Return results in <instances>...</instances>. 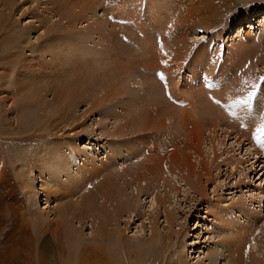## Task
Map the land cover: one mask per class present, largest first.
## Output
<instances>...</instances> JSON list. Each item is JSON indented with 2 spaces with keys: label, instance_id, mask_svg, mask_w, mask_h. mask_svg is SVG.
<instances>
[{
  "label": "rangeland",
  "instance_id": "374dc122",
  "mask_svg": "<svg viewBox=\"0 0 264 264\" xmlns=\"http://www.w3.org/2000/svg\"><path fill=\"white\" fill-rule=\"evenodd\" d=\"M3 1L4 3L7 2L10 8L11 7L12 8L10 10L7 9L5 11L6 8L3 7ZM114 1L115 0H0V20H1L0 21V76L1 77L5 76L4 80H1L0 77V82L5 83L4 86H0V92L6 93L7 89H9L10 87H14V82L24 81V80L26 81L27 79L33 80V75L39 76L42 73V69L47 70L48 75L50 73L53 75L52 73L53 69L51 66L53 65L54 66L53 68L59 67V65L64 61L69 62V64L71 65L69 66L70 68H72V66L76 64V57L72 58L73 55L82 54L83 51L86 50L88 51L90 50L91 53L92 52L95 53V51L98 53L100 60H98V62H95V67L97 71H99L100 73L104 71L103 75L105 76V80H101V82L97 83L95 87H93V90L90 93L91 101H89V104H94L92 109H90L91 107L90 105L87 104V102H80V99H77L78 101L76 99L74 100L77 101L76 106L74 107V111H75L74 116L78 118V121L75 123V126L79 127L78 130L76 131V133L79 134L78 135L79 140L77 142L76 139L78 138L71 140V138L68 137L70 134L66 130L64 132L57 133V135L53 137L48 136L47 135L48 132H46V135H44L41 138L34 136L37 133V128L34 126L36 120H34L31 117L30 113L33 110V112H35L38 115L39 111L36 107L32 106V104L30 107L27 108L30 110L25 112V115L23 116L21 123L14 128L13 133H11L8 129L7 130L5 129V126L2 124L3 119L0 118V163L3 166V169L0 171V175L6 174L9 176L11 180L10 185H8L5 188H1L0 190V195H1L0 209L2 211L5 210L6 215H9L10 211L12 212V210L13 212H16L17 210H21L22 207L20 208L21 204L19 203H21L22 199H23L22 205L24 207L28 206L26 201L27 199L24 198L25 196L22 195V192H20L22 195V197L20 196L21 200L16 199L15 196L12 197L15 194L17 195V193L20 190V187L18 185V179H19L18 175H21L23 169L17 170L18 166L20 165V163H23L24 160H26L29 154L32 153L33 151L35 152L33 153L31 158L32 159L31 165L33 164V159H37V158L40 159V156L37 155L36 153L38 152L37 149L40 146L47 145L48 142L51 140L61 142L62 144L60 145V147H64V144H67V142L69 141H74V143L76 142L75 144L79 146V148H81L85 153L88 154L89 158L94 156L93 158L95 159H93L92 161H88V163L91 162L92 166L89 165L88 163L85 165V172L90 171L91 169L95 170L96 168L97 170L112 169V167L113 168L115 167L116 170L119 171L122 168L126 167V165H123L124 167L121 166L122 167L121 168L119 165L123 163V156L126 154V150H127L126 146H128L130 149L131 147L138 148V146L136 147L134 144L136 138L138 139L140 137H143V140H146L147 143H150L152 141L156 142V140H158V136L156 139L155 138L153 139L151 137V135L149 134L151 131H147L146 133L148 134L146 133L144 134L143 132L142 133L140 132L138 126L145 125L147 120L143 122L139 121L138 123H135L134 124L135 126H133L135 127V130L124 128L122 130L125 133L124 137L108 136L109 132L110 133L114 132L115 128L119 124L122 125L124 122V121H118L117 117L119 118L122 116L124 117L125 113L126 114L129 113L130 110L127 111L128 110L127 105L122 106L126 102H128L129 106H132L133 108L132 110H134L135 112H139L141 115H144L145 118L149 113L155 111V108L150 109L151 111L148 109L145 112L144 105L146 103V100L150 98L146 97V95H143V91L140 90L141 88L140 83L142 82L141 79H144L142 73L141 75L139 73L140 70L136 68L137 69L135 71L136 73L134 72L133 74L132 73L129 74V72H126L125 70L124 72L123 68H121L122 71L119 69L120 72H118V69L114 70V72L112 71L108 72V70L113 66L111 62L114 60V57H112L111 61L109 60V56L107 54L108 51L106 52V50L109 48L107 43L104 42L103 44H98L99 42L98 40H100V34H102L103 36L104 34L106 35V33L109 34L111 32L112 34L111 39L110 37L107 38L110 39L112 49H115L116 47L114 52L118 48L116 46L118 41V45L124 44L128 46V47L125 46V50L122 51L123 54L124 52L127 53V48H129L130 46L129 48L130 55L134 52L133 51L134 49L136 50L135 52L139 54V49H140L139 44L135 42H134L135 44H133V42L129 40V37L131 36L134 40H136V38L141 39L140 31H144L146 33H150V35L152 36H155L154 38L157 40V44L159 43L158 38H156L158 37V34L164 36L174 35L173 42L174 41L180 42L181 39L179 38H181V34H185L186 37L183 40H186L185 43H189L190 45L189 47L191 48L193 53L194 51L198 50L200 47L206 45L207 47L206 56L209 65H211L213 62H216V59H218L219 56H221L219 58L220 61H222L221 60L222 58L223 60L225 59L226 61V59H228L229 56L234 57V55L240 53V48H242V46L245 45L246 41L250 42L254 40L257 36L264 38V12H260L258 15L260 17L258 18L257 16V19L255 18L256 21H254L253 23L249 22L246 15V11H248L253 7L261 8L262 5H264V0H213V2H211L210 0H116L115 2ZM187 1H189V5L190 4L193 5L194 10L196 8L197 13H199V10L202 13L204 11L206 12L207 10H210L208 12H211V10H213L211 12L213 14L215 10L213 8H215L220 4H223L221 6V9L224 14L223 16L220 15L219 17L220 20H218L219 22L218 21L216 22V24L213 27L214 29L212 30L203 31L200 28H195L194 30L188 33L185 32L186 29H182V30L180 28L174 29V27L172 28V30L169 29L170 25H172V23L174 22L173 19H175V16L179 17V14H181L182 12L181 4L185 3V6H187L188 4ZM195 2L197 3L199 2V5L197 6L200 9H198ZM151 3L156 4V6L154 5L152 7H149ZM113 5H117V6L119 5V11L114 10L115 6ZM176 6H178L177 7L178 10H176ZM159 7H163V9L161 10L160 18H158L156 22L157 24H155V27L157 28L156 29L155 27L153 28L151 26L153 20L148 18V8H150L149 12H151V10L158 9ZM8 10L9 12H7ZM3 12L6 13L7 16L2 14ZM174 13L176 15H174ZM225 13L226 16H224ZM182 14L185 13L182 12ZM210 14L208 13L207 15L210 16ZM240 14H242L241 17H239L235 22L233 21L234 23H232V20L230 21V19L234 18V16L236 18ZM186 15L188 14L186 13ZM7 18L8 21L6 20ZM71 20L73 21V25L69 26ZM163 25L166 26L164 27ZM177 25H178V19L176 20L175 27ZM68 26L70 28H68ZM227 26L228 27L230 26L229 30L226 29ZM240 30H242V32H239ZM23 32L28 34V41L24 45V47L23 45L20 44V38H18L19 34ZM152 32H154V34H152ZM85 34L90 35V37L89 38L86 37V39H84L83 35ZM247 34H248V39L247 37L244 38ZM148 36L149 35H147V37ZM9 39H11V42H13L12 45L10 43L8 45L7 40ZM178 42H176L177 47L180 46V43ZM242 43L244 44L242 45ZM240 44L242 45L241 47ZM100 45L102 47H100ZM93 48H95V51ZM164 48L166 47L165 46L162 47L161 45L159 50L164 52L165 51ZM57 50L61 52V55L59 53L60 57L58 59L57 56L51 53V51L53 53L55 51L56 53ZM172 50H174V48H172ZM258 51L259 52H257L256 54H253L255 55L253 58H260L264 55V48ZM193 53H190V56L187 57L186 60L184 59L183 64L184 63L185 64L184 67L182 66V69L179 70L181 71L180 73L178 72V70H175L176 66L173 65L171 68L172 70H174V73H176L174 74L175 75L174 79L175 82L178 84L177 87L179 88L180 91H186L190 88L192 90L193 88H198V86L193 87V85L189 87L191 83L188 80L190 79L192 80L194 78H197V82L199 83L201 81L200 83L201 86L206 87V84L210 83L211 81L210 79L214 75L213 73L214 72L216 73L217 71L218 65L215 66V68L213 69L212 72L213 75L211 74L207 77L206 74L208 69L206 65L201 66L200 68L198 66L197 68L189 67L190 65H193L195 63L194 56L197 54L194 55ZM133 55H135V53H133ZM166 55L164 59L166 61L169 60L168 62H170L172 54L166 53ZM107 56L108 59L106 58ZM136 56L138 55H135L134 60H137ZM125 59H126L125 57L121 56V60L126 64V66L129 67L128 61L127 59L126 60ZM251 59L252 58H250V60ZM250 60L247 61L246 65H249V63H251L249 62ZM46 61L47 62L54 61L57 64V66L53 63H51V65H48ZM166 61L165 63H167ZM117 65L121 66L120 64ZM41 67L42 69H40ZM236 67H238V65L234 66L235 70H237ZM70 68L67 70L69 73L72 74L73 70H71ZM79 68H81L80 65ZM48 70H51V72H49ZM193 70H197L196 76H194V74L191 72ZM255 70L257 72L261 71L260 68H255ZM61 72L65 73V71H61ZM237 72L238 71H235V73ZM235 73H233L232 76L235 75L237 77L238 73L237 74ZM118 74L119 76H117ZM21 75L24 76L21 77ZM44 75L48 76L47 74ZM129 75L132 77L130 78ZM145 75L149 76L148 79L146 78L144 79L145 80L144 82L147 83V85L148 82L152 83L150 82L151 81L150 79L153 77V75H154L153 77L154 80L156 82L158 81L157 75L155 73L152 74V72H148ZM82 79H83V74L81 77V82ZM165 80L164 79L162 80L160 78L158 81L159 82L158 84L162 88V89L160 88V94H166V93L168 94V91L170 89L169 82L167 83L166 82L167 80L166 81ZM74 81L78 82L76 78L74 79ZM118 81L119 84L117 85ZM137 81L140 83L138 84ZM121 83L122 85H120ZM260 83L258 87L262 86L261 88L262 90H264L263 87L264 83H262V80L260 81ZM114 85L116 86V88H118L119 86L117 97L111 100L110 102L108 101L102 102L104 98L110 96L108 94H110V92L112 91L111 87ZM133 89H137V94L136 92L134 93ZM239 92L241 93V91ZM235 94H238V92H235ZM83 97H85V94H83ZM102 97L103 100L100 101L99 98ZM51 98L52 95L48 94L47 100H51ZM139 98H141V101L135 104V102H137ZM240 98L241 100H243L242 97ZM97 102H99L100 104ZM120 103H122L121 105L122 108L119 107ZM254 103L252 102V108L250 109L252 111L251 115L253 114V116L255 115L254 111L256 112V106ZM124 107L127 108V110H125ZM235 107L236 106L234 107L232 106V108L227 107V109L235 110L233 109ZM5 108L8 109V112L12 111L18 114L20 111V101L17 100V103L10 109L8 108V106H6ZM160 109L161 108L159 107V110ZM238 109L239 108L236 107V110ZM189 110L191 111V109ZM232 110L230 112L229 111L227 112L229 117L228 116L226 117H228V119L220 118L217 126L214 125V123H216L217 121L214 120L212 116H210L211 119H209L210 118L209 117L208 119H205V121L201 122L202 124H204L203 128L200 127L201 125L199 127L198 125L191 127H183L182 130L183 129L185 130L182 131V134H180L181 132L178 134L179 142L177 143L178 145L177 144L175 145L176 146L175 150H177L175 152V155L171 157L163 156V159L161 158L160 155L159 157H153V155H151L154 161L159 158L157 161L153 162L152 165H150L151 169H155L157 171L160 170L158 169L160 168V166H163V168L161 167V172L160 171L158 172L161 173L162 177H165L166 181L168 180V178L170 179L169 181H172V182H166L167 185L168 184L169 185L172 184L174 186L176 185V187L167 186L168 187L166 188L167 191L169 190L171 191L172 187L178 188V191L177 193L175 192L173 194L171 193L172 192L171 191L170 192L171 194L170 193L168 194L169 202L165 206L167 209V214H169L172 217V224H171L172 226H169L165 223L164 221L165 213L162 210L158 209L159 216L156 215L155 211H157L158 213V210H154L156 206L151 205L150 199L147 198V196H143V194H141L138 198L140 212L142 215L145 214L143 217L145 218V216L149 215V213L151 214V212L154 210L152 214H154L153 218L155 220L157 219V221L155 222L156 225H154L151 222L152 224L150 226V224L145 220L136 221V219H134L135 221H133L132 219L122 218L119 221L120 226L116 227V231L118 232L117 237H119L122 231H124L122 235L123 245L126 248L128 246L136 247L138 252L135 255H138V260H140L142 264L143 263L144 264H175V262L176 264H223V261H221L222 258H219L217 260H211L210 262L208 256L209 255L211 256V254L223 250V248L220 245L229 243L228 236H231L232 232L237 233L236 231H239L238 233L241 232L245 233V230H249L250 228L248 227H249V223L251 222H252L251 231L258 233L259 235V236L257 235L256 237V241L259 242L257 247H259L260 244H264V229H263L264 228V194L263 197L261 198L262 200L260 203L256 199L257 195L258 196L260 195L259 190L264 191V173L263 172L261 173L259 171L261 165H264L263 163H260V162H264V144L262 148L259 149V152L263 153V156L260 155L261 159L259 160V163L255 164L253 168H251V164L254 163V158L252 160V157L247 158V156L245 155L246 150L250 147V145H248L249 144L248 137L246 138V136H242L241 134H236V130L231 128L230 124H227V121L237 122L242 124L241 121L238 120V119L241 120L240 116H239L240 118L231 116L233 112ZM109 112H111L112 117H110ZM194 112L197 113L194 114V116L196 117L195 119H197L200 114H205L207 111L204 109L201 110L199 109L198 111H193V113ZM52 113L53 112L49 113V115ZM222 113L224 114L226 113V111ZM113 117H115V119ZM52 118L53 115L52 116L50 115L49 120L51 121ZM157 119L158 118H156V116L154 115L152 120L149 122L152 123L153 121L158 126ZM193 128H195L194 131ZM156 130L158 131V128ZM187 132L190 133V135L187 134ZM202 133H204L203 136L201 135ZM187 135L189 136V138ZM87 137H89V139H87ZM185 137H187L188 139H185ZM193 137L195 141L194 139H192L193 141L192 143L190 138ZM210 140L212 142H210ZM196 141L197 143L199 142V144L195 143ZM184 142L186 143L184 144ZM88 143L91 146H89ZM187 144L188 146L186 147ZM210 144L213 145L215 150L214 149L213 151L211 150L212 148L210 147ZM189 145L191 147L193 146L195 150L193 151V148L191 150L190 149L191 147H189ZM120 147L123 148L121 149ZM118 148L121 149L122 152L121 151L120 152L122 153L123 156L119 155ZM250 149H252V147ZM181 150L184 153H182ZM115 153H117L120 156L117 162H114L115 159H117L115 158L114 155ZM68 154L69 152L66 153V155ZM180 154L181 155L184 154V155L180 157ZM186 154L188 155L190 154L189 157H191V155L194 156L188 159L189 157ZM197 155L199 156L198 158H196ZM194 158H196L197 160ZM22 159L23 161L21 162ZM246 159H248V161ZM109 160L110 163L108 162ZM126 160L127 159H125L124 161ZM223 160L227 162H224ZM106 161L109 164H107ZM112 161L114 165L112 164ZM159 161L161 165L158 163ZM194 161H196V164H194L195 166L193 165L194 168L191 167L192 166L191 165L190 166L191 168L189 170H191L192 168L195 169V171L193 169L192 170L196 172L198 176L195 173H193L192 170L191 172L195 174V176L192 173H191L192 175H190V173H187L189 164L191 162H192L191 164H193ZM199 162L202 163L203 166ZM228 162H234V164L232 165L233 167L236 165V163L237 164L242 163V164H239V166L236 165L237 171L235 172L234 169H231V167L225 166L226 164H228ZM75 163H77L78 165ZM73 164H74L73 167L81 169L82 160L75 159V161L73 160ZM214 165L219 169L218 168L214 169ZM257 165L259 166L257 167ZM15 168L17 172H15ZM179 168L184 171L181 173L182 175H179L182 177V179L184 178V176H188L191 179L189 183L188 181L189 178L187 179H185L186 177L184 178L185 180H187L186 187H184V185L182 184V181L184 179L182 180L181 177L179 179L178 176H176L178 175L179 171L181 172ZM45 170H48V168ZM92 170L91 172H94ZM172 170H175L176 175L171 174ZM196 170L198 171V173ZM36 173L37 171H32V173L30 174V176L33 177V180L35 181L32 182V185L34 186V188H36L32 190V192L33 191L36 192L37 190H39L38 188H40V185L42 183L41 178H39L40 176H38V174ZM167 173L170 174L168 175ZM49 175L50 174L48 170L45 171L44 174L41 175V177H44L46 179ZM156 179L158 180L159 183L158 187H161L160 180L154 177V175L150 177L149 181L150 182L154 180L156 181ZM141 186H144V184H142ZM136 187H137V183L133 185L131 188H127L126 192L128 194L131 193L135 194ZM179 188L181 189L180 193H179ZM24 189H25L24 191L28 192V194L31 192L28 188H24ZM16 190L18 191L17 193L15 192ZM160 190L158 192L160 193L161 196H163L162 195V193L164 194L163 189L160 188ZM43 200L44 198L41 197L40 194H38L36 211L42 212V210L46 207V205H44ZM233 202L234 204L235 203L236 204L235 205L232 204ZM240 202L241 205L243 204V206L241 205L239 206ZM229 203L232 205H230ZM55 204L56 203H53V200H51L50 203L47 204L49 205V207L47 209H44V211L52 210V208L55 207ZM16 205H18L19 207ZM235 206L241 208L240 210L244 209L242 210V212L243 211L245 212L243 213L241 212L242 215L240 216L239 214H237L239 213L238 212L239 210H237ZM206 207H208V210H206ZM232 208L234 209L233 210L234 212L232 211ZM218 212H222L224 216L226 215L225 218H227V220L228 218L231 219L228 220V222L230 221L229 224L227 222V224L225 225L227 221L226 219L224 224H222L220 221H217V218H215L213 215ZM249 213L251 214L252 217H249L250 215ZM253 216H255V219H253L254 218ZM141 222L144 226L143 227L144 229L142 231L140 228ZM1 224L2 222L0 221V225ZM231 225L233 226L236 225L237 228L236 226L235 228H233V226ZM75 226L78 227L80 232L85 234L86 237H90L89 225L87 224L85 226L83 225L82 228H80L78 224H75ZM226 226L228 229L226 228ZM170 227H172L173 229L171 230ZM151 228L153 229V232H151ZM155 228L157 234L156 236L154 233ZM229 228L232 230H230ZM171 232H175L174 234L176 235L172 234L171 236ZM168 236L170 237V239L161 240L162 239L161 237L166 238ZM115 239L116 238L113 237L111 239V242L113 241L115 243ZM113 242L112 243L107 242V244L109 243L115 245ZM109 244L108 246H110ZM257 251H258L257 249L252 250L255 257L257 258L261 257L262 253H257ZM130 253H132V251H130Z\"/></svg>",
  "mask_w": 264,
  "mask_h": 264
},
{
  "label": "bare ground",
  "instance_id": "6f19581e",
  "mask_svg": "<svg viewBox=\"0 0 264 264\" xmlns=\"http://www.w3.org/2000/svg\"><path fill=\"white\" fill-rule=\"evenodd\" d=\"M210 1L213 2V0H210ZM187 2H188L187 6H185V3L181 4L182 12L185 14H182V12L180 11L181 14H179V17L175 16V19H173L174 22L172 23V25H170L169 29L172 30L173 27L174 29L175 28H180L181 30L186 29L185 32H188V33L194 30L195 28H200L203 31L212 30L214 29L213 27L216 24V22L220 20L219 18L220 15L223 16L224 14L221 9V6L223 4H220L216 6L215 8H213L215 10L212 14L211 12L213 10H211V12H208L210 10H207L206 12L204 11L205 13L204 12L202 13L199 10V13H197L195 6H194L195 8L194 10L193 5L191 4L189 5V1ZM216 2H219V1H216ZM195 3H196V6L199 5V2L198 3L195 2ZM154 5L156 6V4L151 3L149 7H152ZM7 6H9L7 2L4 3L3 1V7L6 8L5 11L7 9L10 10L12 8V7L10 8V6L9 7ZM113 6H115L114 10L119 11V5L118 6L113 5ZM177 7L178 6H176V10H178ZM162 9L163 7H159L158 9L151 10V12H149L150 8H148V18L153 20V23L151 25L153 28L155 27V24H157L156 22L158 18H160V13ZM198 9L200 8L198 7ZM9 10L7 12H9ZM260 12H264V5H262L261 8L253 7L249 9L248 11H246V15H247L249 22L253 23L254 21H256L257 16L259 15ZM186 13L188 15H186ZM208 13L209 14L211 13L210 16L207 15ZM2 14L6 15V13L4 12ZM174 15L176 14L174 13ZM241 15L242 14L238 15L236 18L234 16V18L230 19V21L232 20V23H234L239 17H241ZM224 16H226V13ZM259 17L260 16H258V18ZM67 19H70V18H67ZM177 19H178V25L175 27ZM6 20L8 21V18ZM163 21H162V24H163ZM168 24H171V23H168ZM72 25H73V21L71 20L69 26H72ZM69 26L68 28H70ZM229 27L227 26L226 29L229 30ZM239 32H242V30H240ZM140 34H141L140 35L141 39L136 38V40H134L131 36L129 37V40H131L133 44L135 43L139 44V48H140L139 54L135 52L136 51L135 49L133 50L134 51L133 53H135V55H138L136 56L137 60H134L135 55H133V53L131 55L129 54L130 46L129 48H127V53L124 52L123 54L122 51L125 50L126 45L124 44L118 45V41L116 45L118 48L114 52L116 47L115 49H112V45L110 42V39L112 36L111 32L109 34L106 33V35L104 34L103 36L102 34H100V40H98L99 42L97 41L98 44H103L104 42L107 43L109 48L106 50V52L108 51L107 54L109 56L110 61L112 57H114V60L111 62L113 66L108 70V72H111V71L114 72V70H117V69H118V72H120L121 68H123V71L125 70L126 72H129V74L131 73L133 74L138 69L140 70L139 72L140 75L142 73L144 79L149 78L148 75H145L146 73L152 72V74L155 73L157 75L158 81L160 79V74H162L164 77V80L166 79L167 81L166 80L165 81L167 83L169 82L170 84V89L168 91V94L167 93L160 94L161 87L158 84L159 82L158 81L156 82L154 80L153 78L154 75L153 77L151 76L153 79L152 78L150 79L151 80L150 82L152 83L148 82V85L147 83L144 82L145 81L144 79H141L142 80L141 83L137 81L138 84L139 83L141 84L140 90L143 91V95H146V97L150 98L146 100V103L144 105L145 112L148 109L150 110V109L155 108V111H152L149 114L147 113L148 115L146 116V118L144 115H141L139 112H135L134 110H132L133 108L132 106L128 105V102H126L123 105L122 103H120L119 105L120 108H122V106L127 105L128 110L127 108L125 107L124 108L125 110L127 111L130 110V111L127 114L125 113L124 117L123 116L120 118L117 117L118 121H124V122L122 125L119 124L115 128L114 132H111V133L109 132L108 136L124 137L125 133L124 131H122L124 128L135 130V127H133L135 126L134 125L135 123H138L139 121L143 122L147 120L145 125L138 126L140 129V132L141 133L143 132L145 134L147 131H151L149 133L151 137L153 139L154 138L156 139L158 136V140H156V142L152 141L150 143H147L146 140H143V137H140L138 139L136 138L135 142L134 141L133 142L136 147L138 146V148L131 147L130 149L128 146H126L127 150L124 156L121 153L122 152L121 149L123 147L122 148L120 147L121 149L118 148L119 155L123 156V163L121 161L122 164H119V165L120 167L123 165H126L125 168L121 167L122 169L119 171H117L115 167L114 168L112 167V169H106V170L98 169L97 170L96 168L97 165H96L95 170L91 169L94 172H91V170L85 172V165L88 163V161H92L95 158H93L94 156L89 158L88 154L85 153L81 148H79V146L75 144L79 140V136H78L79 134L76 133L79 127L75 126V123L78 121V118L74 116L75 115L74 107L76 106V102L78 101L77 99H80V102H87V104L90 105L91 107L90 109H92L94 104H89V101H91L90 93L93 90V87H95L97 83L101 82V80H105V76L103 75L104 71L100 73L99 71H97L95 67V62H98V60H100L98 53L95 51V48H93L95 53L93 52L91 53L90 50L89 51L86 50V51H83L82 54H79V55L74 54L72 58L76 57V64H74L72 68H70L71 65L69 64V62L64 61L63 63L59 65V67H56V68H53L54 66L52 65L51 67L53 69L52 70L53 75L51 73L48 75L47 70L42 69L41 67L40 69H42L43 74L41 73L39 76L33 75V80L27 79L26 81L24 80V81L14 82V87H10L9 89H7L6 93L0 92V115H1L0 118L3 119L2 124L5 126V129L6 130L8 129L11 133H13L14 128L18 124L21 123V120L23 116L25 115V112L30 110L27 108L30 107L32 104V106L36 107L39 111L38 115L35 112H33V110L30 113L31 117L34 120H36V123L34 126L37 128V133L34 136L41 138L44 135H46V132H48L47 135L53 137L57 135V133L64 132L66 130L69 132L70 135L68 137L71 138V140L78 138L76 139L75 143L74 141H69L67 142V144H64V147H60V145L62 144L61 142L51 140L48 142L47 145L40 146L37 149L38 152L36 153L37 155L40 156V159L39 158L33 159V164L31 165L32 163L31 158H32L33 153L35 152L33 151L32 153L29 154L26 160H24V162L20 163V165L18 166L17 170L23 169V172L21 173V175H18L19 177L18 185L21 191L19 190L18 192L16 190L15 192L16 193L18 192L17 195L15 194L12 197L15 196L16 199L21 200L20 196L21 197L22 195L25 196L24 198L27 199L25 200L27 201L28 206L24 207L22 205L23 203L22 202L23 199H22L21 203H19L21 204L20 208L22 207L21 210H17L16 212H13V210L11 209L12 212L10 211L9 215H6V211L4 209H3L4 211L0 209V221L2 222V224L0 225V264H140V263L142 264V262L138 260V255H135L138 252L136 247L127 245L128 247L126 248L123 245L122 235L124 231H122L119 237H117L118 232L116 231V227L120 226L119 221L122 218L132 219L133 221H135L134 219H136V221L145 220L150 224V226L152 223L156 225L155 222L157 221V219L155 220L153 218L154 214H152V212L158 209L162 210L165 213V217H164L165 223L169 226H172L171 225L172 217L169 214H167V209L165 206L169 202L168 194L171 191H172L171 192L172 194L175 192L177 193L178 191V188H173V187H176V185L175 186L172 184L167 185L166 182H172V181H169L170 180L169 178L166 181L165 177H162L160 172H161V167L163 168V166H160L161 165L160 161L158 162L160 164L159 165L160 168L157 167L160 170L156 171L155 169H151L150 165H152L153 162L159 159L158 158L154 161L151 155H153V157H159L160 155L162 159H163V156L171 157L175 155V152L177 151L175 150V147H176L175 145L179 142L178 134L180 132H181L180 134H182V131L185 130V129L182 130L183 127H191V126H197V125L199 127L201 125L200 127L203 128L204 124H202L201 122L205 121V119H208L210 116H212L214 120L217 121L216 123H214V125L217 126L220 118L228 119L229 115L227 112L228 111L230 112L232 109L228 110L227 107L228 108H232V106L234 107L235 102L237 100H241L240 97L244 99L247 97V95L250 92H253V91L256 92V97L253 100V103L255 101L257 104L256 106V108L258 109L257 113L254 111L255 110L254 109L253 111L255 115L253 116L252 114L251 116L253 117H251L249 116L248 108L236 106L239 109L236 110V107L233 108L235 110H232L233 112L231 116H234V117L240 116L242 119V115L244 113L243 115L244 120L241 121L240 119H238L239 121H241L242 124L237 123V122H229V121H227V124H230V127L236 130V134H241L242 136H246V138L248 137V141H249L248 145H250V147L246 150L245 155L247 156V158L252 157V160L254 158V163L251 164V168H253L255 164L259 163V160L261 159L260 155L263 156V153L259 152V149L262 148L264 144V132H259L258 134V129H260L261 126L264 125V90H262L261 88L262 86L261 87H258V86L261 81L260 79L264 78V55L260 58H253L255 56L253 54H256L257 52H259L258 50H262L264 48V38L257 36L254 40L250 42L246 41L245 45H243L244 43H242L243 46L240 44V47L242 46V48L239 47L240 53H237L236 51L237 54L234 55V57L229 56V58L226 59V61L225 59L223 60V58L221 59L222 61H220L219 58L221 56H219V58L216 59V62H213L211 65H209L207 56H206V53H207L206 45L200 47L198 50L194 51L193 53L191 48L189 47L190 46L189 43H185L186 40H183L186 37L185 34H181V38H179L181 39L180 42L174 41L175 43L173 42L174 35L164 36V35L158 34V37H156L159 40L158 44H157V40L154 38L155 36L150 35V33L140 31ZM152 34H154V32H152ZM147 35L149 36L147 37ZM86 37L89 38L90 35H87V34L83 35L84 39H86ZM107 37H110V39H108ZM246 37L248 39V34L244 38ZM18 38H20V44L23 45L24 47V45L28 41V34H26L25 32L20 33ZM7 42H8V45L9 43L11 45L13 43L11 42V39L7 40ZM176 42L180 43V46L177 47ZM161 45L162 47L163 46L166 47L164 48L165 49L164 52L159 50ZM100 47L102 46L100 45ZM172 48H174V50H172ZM165 52L172 54V57L170 56L171 57L170 62H168L169 60L166 61L164 59L167 56ZM51 53L57 56V59L60 57L59 53L61 55V52H59L58 50L56 51L57 54L55 53V51L54 53L51 51ZM190 53H193L194 55L197 54V55L195 56L193 55L195 59L194 60L195 63L193 65H190L189 67L197 68L198 66L200 68L201 66L206 65L208 69L207 74H206L207 77L212 74L213 69L215 68V66L218 65L217 72L216 73L214 72L215 74L213 73L214 75L212 74L213 77L210 79L212 80V82L210 84L208 83L210 85L209 88H207V86L206 87L201 86L200 85L201 81L200 83L197 82V78H194L192 80L190 79L188 81H190L191 83L189 87L193 85V87L198 86V88H193V90L190 88L186 91H180L179 88L177 87L178 84L175 82V79H174L175 78L174 74L176 73H174V70H172L171 68L173 65L176 66L175 70H178V72L180 73L181 71L179 70H181L182 66L184 67V64H185V63L183 64L184 59L186 60V58L190 56ZM108 56L106 57L107 59H108ZM121 56L127 59L129 67L126 66V64L121 60ZM250 58L252 59L250 60ZM248 60H250L249 62H251L252 64L249 63V65H246ZM165 61L167 63H165ZM46 63L48 65H51V63H53L57 66V64L54 61L53 62L46 61ZM117 64H120L121 66ZM79 65L81 68H79ZM235 65H238V67H236L237 70L234 69ZM69 68L73 70L72 74L68 72L67 69ZM255 68H260L261 71L257 72ZM48 71L51 72V70H48ZM61 71H65V73ZM196 71L197 70L191 71L194 74V76L197 75ZM235 71H238L237 77L235 75L232 76L233 73H235ZM44 74H47L48 76ZM82 74H83V79L81 82ZM23 76L24 75H21V77ZM117 76H119V74ZM129 77L131 78L132 76L129 75ZM75 78L77 79L78 82L74 81ZM4 79H5V76H2L1 80H4ZM118 84H119V81L117 85ZM4 85L5 83L0 82V86H4ZM120 85H122V83ZM111 88H112V91L110 92V94H108L110 96L104 98V100H103V97L99 98L100 101L103 100L102 102H106V101L110 102L111 100L117 97L119 86L118 88H116V86L114 85ZM133 90H134V93L136 92L137 94V89H133ZM238 90L241 91V93ZM235 92H238V94H235ZM48 94L52 95L51 100H47ZM83 94H85V97H83ZM141 98H139V100H137L135 104L140 102ZM75 99L77 101H74ZM17 100L20 101L19 113L17 114L12 111L8 112V109H6L5 107L8 106L9 109L12 108L17 103ZM159 107L161 108L160 110H159ZM189 109H191V111ZM199 109L200 110L204 109L207 112L205 114H200L199 117L195 119L196 117L194 116V114H197V113L195 112L193 113V111H198ZM224 111H226V113L223 114L222 112ZM51 112H53L52 114H50L51 116L53 115V118L50 121L49 113ZM109 115L110 117H112L111 112H109ZM154 115L156 116V118H158L157 119L158 126L153 121L152 123L149 122L152 120ZM113 118L115 119V117ZM209 119H211V117ZM157 128H158V131L156 130ZM195 128H193V131L195 130ZM187 134L190 135V133L188 132ZM203 134L204 133H202L201 135L203 136ZM258 136L259 138H257ZM188 138L185 137V139H188ZM87 139H89V137H87ZM190 139H191V142L193 143L192 139H194V137ZM210 142L212 141L210 140ZM185 143L186 142H184V144ZM195 143H197V141ZM188 144L186 145V147L188 146ZM197 144H199V142ZM189 147L191 146L189 145ZM210 147L212 148L211 149L212 151L213 149L215 150L212 144H210ZM251 147L252 149H250ZM192 148L193 146L190 149L192 150ZM194 150L195 149L193 148V151ZM67 152H69L68 155H66ZM182 153L184 152L182 151ZM114 155H115V158L117 159H115V161L113 159V161L117 162L120 156L117 153H115ZM183 155L184 154L182 155L180 154V157ZM192 156L194 155H191V157ZM191 157H189L188 159H190ZM198 157L199 156L197 155L196 158ZM72 158L74 161L75 159L82 160L81 169L73 167L74 164H73ZM125 159L127 160L124 161ZM213 159H214V156H213ZM246 160L248 161V159ZM22 161L23 159L21 160V162ZM113 161H112V164L114 165ZM108 162L110 163V160ZM108 162L107 164H109ZM194 162L193 164H191L192 162L189 164L188 169L186 167L187 173H190V175H192L193 173L196 174V172H194L195 169H193L194 168L193 165L196 164V161ZM224 162H227V161H224ZM178 163H179V160H178ZM260 163L264 164V162H260ZM88 164L91 165V162H89ZM233 164L234 162H228V164H226L225 166L231 167V169H234V171L236 172L237 171L236 165L239 166V164H242V163H238V164L236 163L234 167L232 166ZM190 166L193 167L192 169L194 171L191 169L193 173L191 172V170H189L191 168ZM258 166L259 165H257V167ZM47 168L49 170L50 175L45 179L44 177H41V175H43L45 171H48V170H45ZM215 168H218V167H215L214 165V169ZM2 169H3V166L0 163V171ZM200 169H203V168H200ZM17 170L15 168V172H17ZM179 170L181 169L179 168ZM32 171H37L36 174H38V176H40L39 178H41L42 180L40 188H38L39 190H37L36 192L35 191L32 192V190L36 189L32 185V182L34 181L33 177L30 176ZM259 171L261 173L262 172L264 173V165H261V168ZM182 172L184 171L181 170V172L179 171L178 175H176L175 170H172L171 174L178 176V178L180 179L181 176L179 175H182L181 174ZM195 174L193 175L195 176ZM153 175L154 177L160 180L161 187H158L159 183L157 179L156 181L155 180L151 182L149 181L150 177ZM196 175L198 176V174ZM184 178L187 179L189 177L184 176ZM185 179L182 181V184L184 185V187H186L187 185L186 183L187 180ZM190 180L191 179L189 178L188 180L189 183H190ZM136 183H137V187L135 188L136 190L135 194L133 193L128 194L126 192L127 188H131ZM10 184H11V180L8 175L6 174L0 175V190L1 188H5ZM142 184H144V186H141ZM167 186H173L172 187L173 190L171 189V191L170 190L167 191L166 189L168 188ZM24 188H28L31 192L28 194V192L24 191L25 190ZM160 188L163 189L164 194L161 192L163 196H161L160 193L158 192ZM180 191L181 189L179 188V193ZM20 192H22V195ZM38 194H40L41 197L44 198L43 200L44 205H46L44 209H47L49 207V205L47 204H49L51 200H53V203H56L55 207L52 208V210H48V211H44V209L42 210V212L36 211V206L38 202L37 201ZM141 194H143V196H147V198L150 199L151 205L156 206V208L151 212V214L149 213V215L145 216V218H143L145 214L144 215L141 214L140 207H139L138 198ZM259 194L260 195L259 196L257 195L256 199L260 203L262 200L261 198L263 197L264 191L259 190ZM0 199H1V195H0ZM232 204H234V202ZM240 205H241V202L239 203V206ZM241 206H243V204ZM233 208H232V211L235 208L239 210L238 211L239 213L237 214H239L240 216L242 215L243 212H245V211L242 212V210L244 209L240 210L241 208H238L236 206L234 209ZM159 210H158V213L157 211H155V214L158 216H159ZM206 210H208V207H206ZM222 212H218L214 214L213 216L217 218V221H220L222 224H224L227 218H225L226 215L224 216ZM249 217H252L251 214L249 215ZM253 217H254L253 219H255V216ZM228 220H231V219L228 218ZM228 220L226 221L225 225L227 224ZM75 224H78L80 228H82L83 225L84 226L86 224L89 225L90 226V237H86L85 234L81 233L78 227L75 226ZM235 226L236 225H234L233 228H235ZM143 227L144 226L141 222V226H140L141 231L144 229ZM170 228L171 230L173 229L172 227ZM248 228L250 229L245 230V233H242V232L238 233L239 231H236L237 233H234V232H232V234L230 233L231 236H228L229 243L220 245L223 248V250L218 251L217 253H213L211 254V256L210 255L208 256V258L210 259V262L211 260H217L219 258H222L221 261H223V264H264V244H260V246L257 247V245L259 244V242L256 241V237L258 233L251 231L252 222L249 223ZM151 232H153L152 228H151ZM154 233L156 236L157 235L156 228L154 229ZM174 233L175 232H171V236ZM113 237L116 238L115 243L112 241L115 245L108 243L110 245L108 246L107 242L112 243L111 239ZM161 238H160L161 240L170 239L169 236L166 238H163V237ZM253 249H257L258 250L257 253H262V256L258 258L255 257L254 253L252 252ZM130 251H132L133 254L130 253Z\"/></svg>",
  "mask_w": 264,
  "mask_h": 264
},
{
  "label": "snow or ice",
  "instance_id": "6c2138e0",
  "mask_svg": "<svg viewBox=\"0 0 264 264\" xmlns=\"http://www.w3.org/2000/svg\"><path fill=\"white\" fill-rule=\"evenodd\" d=\"M160 78L162 80L164 79L162 74H160ZM261 80H262V83H264V78H261ZM255 97H256V92L255 91L250 92L245 99L237 100L235 102L234 106H242V107L251 109L252 108V102L255 99ZM259 132H264V125H262L260 129H258V133ZM257 138H259V136Z\"/></svg>",
  "mask_w": 264,
  "mask_h": 264
}]
</instances>
